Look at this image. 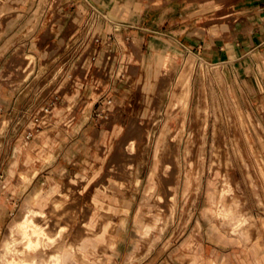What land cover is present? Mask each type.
Returning a JSON list of instances; mask_svg holds the SVG:
<instances>
[{"label": "rangeland", "instance_id": "1", "mask_svg": "<svg viewBox=\"0 0 264 264\" xmlns=\"http://www.w3.org/2000/svg\"><path fill=\"white\" fill-rule=\"evenodd\" d=\"M241 1L215 0L226 15L198 17L200 48L165 49L174 59L169 72L150 66L149 51L131 39L118 38L117 55L97 60L90 49L53 47L50 17L28 18V45L0 55V264L5 247L58 256L57 235L92 242L104 224L91 264H258L232 231L247 229L248 244L264 252V74L259 64L244 70L214 59L204 46L230 47ZM222 24L232 35L216 38L212 28ZM108 100L106 117H97ZM33 198L44 203L42 223L29 218L11 237ZM141 224L154 227L144 236ZM74 229L84 235H68Z\"/></svg>", "mask_w": 264, "mask_h": 264}, {"label": "crops", "instance_id": "2", "mask_svg": "<svg viewBox=\"0 0 264 264\" xmlns=\"http://www.w3.org/2000/svg\"><path fill=\"white\" fill-rule=\"evenodd\" d=\"M30 1L31 6L27 3L24 6L22 0H0V55L2 57L13 48L17 49L16 53H20L18 49L28 45V42L24 44L21 39L23 27L28 22V18L46 16L50 17L47 21L54 33L53 47L81 51L90 49L88 53H91L93 59L97 60L106 55L107 58L117 55L118 50L116 49L120 47L118 38L131 39L135 49L142 47L149 51L150 66L169 72L174 67V59L165 49L174 47L181 51L183 48L192 51L200 48L201 22L198 17L201 15L224 17L226 15V5L224 4L222 9H216L215 0H60L61 6L57 9L50 7L39 9L34 5L35 0ZM237 7L234 15L238 17V23L235 24V39L229 43L230 47L224 43H209L204 46L207 53L214 59L223 58L226 61L227 58V61L238 64L244 70L259 64L264 74V0H243L237 4ZM193 14L196 15L192 16ZM212 31L215 37L220 39L232 35L225 24L213 27ZM94 32L97 34L94 41L90 43ZM59 33L65 37L56 41L55 38L59 36ZM19 37L20 40L13 43ZM27 59L26 72L28 75L33 70L35 55L30 54ZM184 74H186L185 71L180 74L179 84L186 77ZM29 78L34 79L33 73ZM257 83L263 89L258 79ZM20 89L22 93L24 85ZM31 89L33 92L32 86ZM61 103L64 106L66 102L62 99ZM1 111L3 112L2 109L0 113ZM94 202L95 205L98 204L95 198ZM43 216H45L44 203L37 202L33 198L24 218L13 226L11 237L14 229L24 223L26 218H33L35 223H42L36 221V218ZM135 222L141 223L137 216ZM95 224L92 215L88 223L84 225L85 230L92 233ZM153 227L154 224H141L139 231L145 236ZM108 228L109 225L104 224L100 232L91 234L98 235L96 241L92 242H88L85 237H77L72 241L70 237L63 236V234L57 235L56 239L60 237V241H64L61 252L56 256L55 251L49 248L50 252L43 253L47 258H41V260L45 263H55L54 257L56 256L59 257L61 264H91L87 255L93 254V249L104 242L103 235H106ZM232 232L238 234L244 241L256 262L264 264V252L259 251L257 244H248L250 238L246 235L247 229L241 228ZM68 235L84 234L81 229H74ZM106 242L111 249L115 247L112 237ZM37 251L39 250L31 251L35 252L32 255L31 252L20 250L9 252L5 247L1 261L6 264V261H9L8 257L15 256L14 262L10 264H25L17 263L21 259L17 260L16 257L20 255L33 260L34 257L40 256ZM243 263L251 264L248 259Z\"/></svg>", "mask_w": 264, "mask_h": 264}, {"label": "built area", "instance_id": "3", "mask_svg": "<svg viewBox=\"0 0 264 264\" xmlns=\"http://www.w3.org/2000/svg\"><path fill=\"white\" fill-rule=\"evenodd\" d=\"M110 104H111V101L108 100V101H106L105 104H103L102 106H99L97 108V117L105 118L106 117L105 113L107 111V108L110 106ZM43 110H44V112H48L49 109L48 108H44ZM37 121H38V119H35V122H37Z\"/></svg>", "mask_w": 264, "mask_h": 264}, {"label": "bare ground", "instance_id": "4", "mask_svg": "<svg viewBox=\"0 0 264 264\" xmlns=\"http://www.w3.org/2000/svg\"><path fill=\"white\" fill-rule=\"evenodd\" d=\"M27 221L28 219L26 218L24 222H27ZM31 251L33 250H29V251L27 250V252H31ZM28 264H56V263H45L41 260V258L40 259L36 258V259L31 260Z\"/></svg>", "mask_w": 264, "mask_h": 264}]
</instances>
